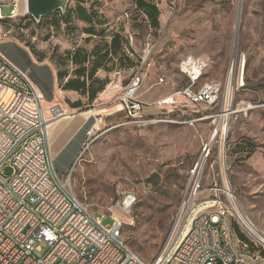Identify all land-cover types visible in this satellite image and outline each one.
<instances>
[{"label":"rangeland","instance_id":"1","mask_svg":"<svg viewBox=\"0 0 264 264\" xmlns=\"http://www.w3.org/2000/svg\"><path fill=\"white\" fill-rule=\"evenodd\" d=\"M80 1L98 21L80 20L78 0L70 1L65 15L57 12L38 23L19 13L0 22V52L31 78L42 73L40 64L72 73L69 53L121 34L132 45L134 59L147 45L152 49L139 91L142 100L151 104L184 88L189 79L180 65L191 57L206 63L199 84L219 83L221 97L211 108L151 106L140 122L127 124L125 112L107 122L100 102H86L82 112L90 118L88 131L94 125L99 137L75 166L71 186L79 201L96 213L116 212L126 243L152 262L184 226L180 213L189 170L211 142L198 200L214 199L216 190L220 200L264 233V0H148L158 7V30L145 21L136 0ZM9 13L3 9L5 18ZM87 29L97 37L89 38ZM155 82L159 88H153ZM44 106L47 119L53 118L54 107ZM112 107L121 109L117 101ZM224 110L228 116L221 118ZM220 150L226 152L223 164ZM128 195L135 200L123 211L119 204ZM234 221L231 217L234 243H248Z\"/></svg>","mask_w":264,"mask_h":264},{"label":"built area","instance_id":"2","mask_svg":"<svg viewBox=\"0 0 264 264\" xmlns=\"http://www.w3.org/2000/svg\"><path fill=\"white\" fill-rule=\"evenodd\" d=\"M26 0H0L7 17L26 13ZM148 23V21L145 19ZM132 57L133 52H128ZM149 45L138 56L137 66L127 91L117 103L125 112V124L140 122V114L151 106L218 104L219 83L198 86L206 68L203 60L189 58L180 65L189 83L173 95L153 104L139 97L141 73L151 65ZM192 66L199 74L192 76ZM43 94L27 75L0 52V264H258L264 263V234L247 229L234 207L218 198L198 200L203 190L204 170L212 157L214 144L202 147L188 174L186 194L180 217V234L164 247L152 262L139 257L126 243L123 223L116 212L91 211L76 197L71 179L84 152L99 137L95 126L87 132L88 140L64 175L59 176L46 148L47 123L67 117L60 107L47 119ZM154 121L156 118L154 117ZM226 152L219 151L225 163ZM10 169V174L6 170ZM198 210L197 218L190 211ZM239 224L248 243L236 245L230 219ZM183 224V223H182Z\"/></svg>","mask_w":264,"mask_h":264},{"label":"crops","instance_id":"3","mask_svg":"<svg viewBox=\"0 0 264 264\" xmlns=\"http://www.w3.org/2000/svg\"><path fill=\"white\" fill-rule=\"evenodd\" d=\"M92 19L93 23L98 21L97 18L93 17ZM88 36L89 38L97 37L95 34H89ZM121 38L122 41L120 49H117L114 53L109 50L111 39L110 42L101 41L95 43L90 50L78 48L82 50L81 53L86 57V59L80 58L75 61L72 60V56L77 49H75L73 53H69L71 60L70 63L73 68L72 73L61 71L60 69L57 70L56 68H49L48 66L45 67L41 64L36 66L34 62L33 66L40 68L38 70L42 71V73H38L35 78H31L26 71L19 67L43 94L45 103L50 109L52 107H60L61 109L68 111L70 114L67 117L50 121V127H48V129L46 127L45 129L46 148L49 158L51 159L54 167L57 166L63 173L75 164L76 159L80 155L83 146L88 139L87 131L90 124V118H86L83 115L82 110L85 108V103L87 102L93 105L94 103L100 102L102 106L105 107L103 111L107 112V122L116 121L118 113L123 112L122 108L114 110V107L112 106L114 102L118 101V98L124 89L127 88L134 69L137 66L138 58L134 59L133 56L131 57L129 55L128 52H132V47H129L132 45L128 43V38H126L127 42L124 40L122 35ZM104 39L108 40V37H104ZM106 50H109V56H103L102 58V55L106 52ZM29 54L32 58L31 53ZM97 58L100 59L101 67L94 75L93 85L95 87H101V89L93 102H90L91 100L89 99L88 90L85 92L64 90L63 87L66 82L69 79H75L77 77V70L81 68L89 70ZM119 59H121L122 62L132 61L135 65L132 68H127L124 64L119 63ZM80 61L82 63H80ZM111 66L115 68L112 69L110 68ZM116 76H118V78ZM198 86H200V84H198ZM153 88H159V83L155 82V84H153ZM176 92L177 91L173 92L169 96ZM139 97L142 98L141 94ZM161 100L162 99L157 101L155 100V102H152L151 104ZM75 103H80L81 106L78 108L71 106Z\"/></svg>","mask_w":264,"mask_h":264},{"label":"trees","instance_id":"4","mask_svg":"<svg viewBox=\"0 0 264 264\" xmlns=\"http://www.w3.org/2000/svg\"><path fill=\"white\" fill-rule=\"evenodd\" d=\"M79 3L80 4H77L76 6L75 12L77 13L80 20L91 25L93 23L92 18L94 17V15L88 14L87 10L83 7L81 1H79ZM135 4L136 7L145 16V19L148 21L149 26L155 30H158L160 27V21H159L160 13L158 7L154 3L148 0H136ZM69 14L70 12H68L67 15ZM87 33L93 35L95 34V31L93 29H87ZM121 41H122L121 35L119 34L113 35V37H111L109 50H111L113 53L116 52L117 49H120ZM109 50H106V52L102 55V58L103 56L104 57L109 56ZM81 51H82L81 49H77V51L72 56L73 61L80 58L86 59V57L83 56ZM80 63L82 62L80 61ZM119 63L124 64V66H126L127 68H132L135 65L132 61L122 62L121 59H119ZM100 67H101V62L100 59L97 58L89 70H86L84 68L77 70L76 71L77 77L75 79H69L63 87L64 90H74L78 92H85L86 90H88L89 99L91 100L90 102H93V100L96 98L98 92L101 89V87H95L93 85L94 75L97 73ZM71 106L78 108L81 106V104L75 103ZM154 176L155 178H158L159 174L156 173Z\"/></svg>","mask_w":264,"mask_h":264},{"label":"water","instance_id":"5","mask_svg":"<svg viewBox=\"0 0 264 264\" xmlns=\"http://www.w3.org/2000/svg\"><path fill=\"white\" fill-rule=\"evenodd\" d=\"M71 0H26V14L29 15L35 22H40L43 18L61 12L63 15L67 12V7ZM80 1V0H78ZM240 15H238V19ZM239 29L236 32L235 47L233 51L232 66L235 64L237 42ZM133 196H126L120 201L119 208L123 211H129L134 202Z\"/></svg>","mask_w":264,"mask_h":264},{"label":"bare ground","instance_id":"6","mask_svg":"<svg viewBox=\"0 0 264 264\" xmlns=\"http://www.w3.org/2000/svg\"><path fill=\"white\" fill-rule=\"evenodd\" d=\"M19 16L18 14L16 15V17ZM23 16H27L26 13L23 14ZM15 17V18H16ZM10 18V17H8ZM7 18L5 17H0V22H2L3 20H5ZM187 72L192 75V76H195V75H198L199 74V70L197 68H193L192 66H190L188 69H187ZM143 82V73H141V83ZM204 86H215V83L214 82H210V83H206L204 84ZM127 91V88L126 90ZM218 95H221V87H218ZM227 115V113L224 111H222L221 115H219L221 118L225 117ZM228 116V115H227ZM141 120V119H140ZM147 121V120H146ZM47 129L48 127H50V122L47 123ZM218 133V132H217ZM198 160H202V153L199 157ZM238 213L239 215L241 216V221L243 223V225L247 228V229H256L250 222L249 220L238 210ZM198 217V210H191L190 211V218H197ZM257 230V229H256ZM260 234H264L263 232H260ZM258 264H264V263H258Z\"/></svg>","mask_w":264,"mask_h":264}]
</instances>
